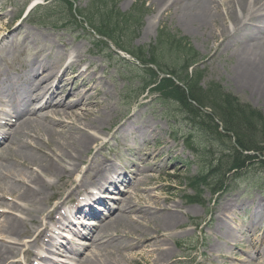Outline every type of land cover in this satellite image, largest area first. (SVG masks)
Wrapping results in <instances>:
<instances>
[{"label":"rangeland","instance_id":"1","mask_svg":"<svg viewBox=\"0 0 264 264\" xmlns=\"http://www.w3.org/2000/svg\"><path fill=\"white\" fill-rule=\"evenodd\" d=\"M35 1L44 3L45 0H0V13H3V17L0 18V33H3L2 37H9L10 34H14L9 42L0 49V71L19 76L26 69L27 62L33 60L47 62L54 58V52L62 51L63 55L59 57V63H62L68 56H77V60H80V67L86 68V72H92L97 76L100 85L91 95V99L95 101V105L90 107L92 108L91 115L96 119L98 112H102L108 117V120L103 123L102 130L94 132L98 137V146L101 149L92 148L85 156L88 160L90 159L88 162L95 161V164L105 161L106 158L124 169L136 168V171H151L144 172L152 174L145 176L146 182L144 184L149 189L144 190L139 185L135 186V191L129 200H134L136 205H142L151 195L157 193L159 197L167 199L163 203L164 205L175 206L173 208L181 219L180 225L173 230L172 236L166 241L165 246H162V248L170 249L172 254L160 264H258L256 256L253 255V250L260 246L264 238V216L255 217L253 208L260 205V215L264 214V194L261 195L258 192L259 189L252 188L250 182L255 183L256 177L259 176L261 178L259 182L264 184L263 164H251L256 162L257 159L254 158L252 160L250 158L251 161H245L244 166L248 168L242 176L248 183L232 188L234 185V182L231 181L232 174H228L226 167L231 156L224 153L225 149L222 146L217 147L208 153L207 157L209 159L211 155V160L207 173L202 180L205 182L214 175L223 173V181L217 182L214 187L204 186L203 183L198 186V182L190 184L189 178L199 173V167L194 163L187 165V162H194L196 159L185 149L180 140L172 139L169 136L173 130L182 129L183 131V128L179 126L183 125L180 122V115L174 117L177 111L176 104L164 106L153 99L150 94L138 96L137 93L140 88L137 79L133 80L124 71L122 65L106 59L103 51L105 43L92 37L91 34L93 33L88 28L73 24L74 26L63 29L59 27L62 24L54 26L53 21L51 22L49 19L46 24L33 23L32 17L25 15V11ZM141 1L145 2L148 12L144 16L139 32L135 35L133 45L147 47L154 41L157 28L161 25L165 26L169 31L184 37L198 52L200 57L198 66L204 72V78L199 83L201 88L205 89L214 83L221 84L226 93H232L240 101L248 104V107L264 115V99H259L250 90L237 84V79L231 72L235 62L234 57H230L227 51L213 53L214 49L210 48L213 42L212 37L191 31L175 17L167 16L166 12L162 13L157 6L152 4L151 0H119L117 6L121 11H127ZM97 2L98 0H74V5L81 11L88 4V11L84 9V12L96 19L99 10ZM155 20H157V25L153 27ZM16 32L17 35H15ZM108 45L110 44L108 43ZM76 69V65L68 69L66 76L70 77V72H75ZM132 117L134 119L129 124L130 133H115L121 125L128 124ZM173 119L178 121L177 125L172 126ZM200 120L203 122L202 126L206 133L219 137L224 146H228L230 142L233 143L231 138L233 135L221 132L217 122L207 124L204 119ZM184 128L191 130L192 126L185 124ZM184 132L186 136H193L196 144L201 145L199 147L198 144H195L196 150L207 152L204 148L205 142L207 143L206 139L205 142L201 141L195 131L192 133L188 130ZM138 133H142L144 136L141 138ZM216 142L217 145H221L218 141ZM42 147L47 152L46 144H42ZM19 151L18 145L14 143L11 153L15 156ZM157 154L159 156L154 161V156ZM93 155H95V159H91ZM148 155L151 156L148 157ZM133 163H136L134 168ZM250 166H262L263 170L257 167L250 168ZM28 167L30 168L27 170L36 173V171L34 172L36 167L31 164ZM168 170L171 172L166 173ZM40 174L46 182L54 183L52 190H55L56 186L54 185L58 183L57 179ZM77 174L80 177L86 174L84 180L89 179V174L85 172ZM212 181L214 180L212 179ZM248 189L250 194L246 192ZM67 194L66 191L63 192L61 198L54 194V197L45 203V209L51 210L53 205H58V208L62 207L60 210L62 213L63 208L69 206L71 200L79 198L81 193H75L71 197ZM229 200L232 203L226 210L228 212L226 213V220L219 227L217 217L221 215ZM8 201L11 200L8 199ZM3 203H6L7 206L2 208L8 211L9 204L5 198ZM43 214L42 217L45 218L46 212ZM50 214V217L55 216L56 219L60 216L55 211H50ZM129 214V217L135 215V208L134 212ZM49 216L44 219L48 222L45 225L47 228L51 221ZM34 217V220H39L37 215ZM237 228L238 233L236 232ZM228 231H231L232 235H229ZM251 231H254L252 237L250 236ZM50 233L52 234L49 228L44 229L36 244L29 243V249L31 248L33 252L27 263H24L21 253L10 260H20L19 264H39L42 262L39 255H48L49 252L41 250L39 245L45 241L44 237ZM137 239L138 237H133L132 242H128V245L119 246L122 254L132 256L130 260L120 261V263L154 264L155 254L147 250L150 248L145 247L146 244L142 240L138 239L137 241ZM28 240L31 241L32 238L22 236L18 244L13 245L21 247L22 242H28ZM42 240L43 242H41ZM212 244H215L216 247L211 250L210 245ZM99 251L98 245V254ZM29 253L31 252L29 251ZM55 258L62 257L56 255ZM116 260L119 262L117 258Z\"/></svg>","mask_w":264,"mask_h":264},{"label":"bare ground","instance_id":"2","mask_svg":"<svg viewBox=\"0 0 264 264\" xmlns=\"http://www.w3.org/2000/svg\"><path fill=\"white\" fill-rule=\"evenodd\" d=\"M151 2L162 13L166 12L167 16L175 17L191 31L212 37L210 48L214 49L213 53L227 51L230 57H234L231 72L237 79V84L250 90L259 99H264V0H151ZM1 17L3 13H0ZM156 25L157 20L154 21L153 27ZM2 34L0 33V49L14 36L10 34L9 37H2ZM61 55L63 52L57 51L50 61L27 62L26 69L19 76L0 71V129L14 126L16 121V118H13L14 121L11 119L13 114L11 106L5 103L6 98L10 102L18 99L20 106L21 103L45 98V103L49 106L40 109L41 114L36 113L35 116V113L27 114L19 118L11 141L20 149L15 156L7 148L11 142L4 146L6 148L4 162L7 159V163H0L2 200L0 264H19L20 260L10 259L20 253L24 263H27L33 252L31 248L29 249L30 244H36L42 230L48 228L52 234L44 237L45 241L42 240L43 243L39 247L41 250H47L49 254L39 255L42 259L39 264L48 262L54 264L55 257L52 254L73 258L69 254H63L61 248L63 242L66 244L67 241L66 237L65 241L61 237V231L69 230L67 238H73L71 232H79L81 228L78 216L85 213L91 204L96 202L102 204L108 198L106 195L109 194L106 193L113 190L116 192L124 190V194H119L124 196L120 198V212L113 211L109 217L101 221V224L96 225L95 241L99 245L100 253L97 252L98 246L93 244L89 245V251L86 250L74 258H83L81 264H121L120 261L126 262L132 256L122 254L119 246L128 245L133 237H138L146 244L145 247L150 248L147 250L155 254L154 264H160L172 254L170 249L162 246H165L173 230L181 223L178 213L173 208L175 206L164 205L167 199L159 197L157 193L151 195L142 205H136L134 200H129L135 186L139 185L144 190L149 189L144 184L145 176L152 174L144 172L151 171L124 169L106 158L99 164H95V161L88 162L90 159L88 160L85 154L92 148L101 149L94 132L102 130L103 123L108 120L102 112H98L96 119L91 115L90 107L95 105L91 95L95 93L100 81L95 74L88 73L86 68L80 67L77 56H68L59 63ZM75 65L76 73L72 72L73 76L67 77L66 71ZM133 119L134 117L128 124L121 125L115 133H130L129 124ZM138 136L142 138L144 134L138 133ZM0 137L2 138L1 134ZM42 144L48 147L47 152L43 150ZM158 156L159 154L154 156V161ZM91 159H95V155ZM29 164L36 167L34 172L38 174L27 170L30 168ZM132 166L134 168L136 163ZM79 172L89 174V179L84 180L86 174L80 177L77 174ZM166 172L170 173L171 170ZM40 173L57 179L58 183L54 185L57 190L55 193H53L55 190H52L54 183L46 182ZM134 177H137L136 181L132 180ZM121 185L125 189L123 187L120 189ZM50 189L52 191L48 192ZM65 191L69 197L75 193L81 194L76 200H71L69 206L63 208L62 213H60L62 207L58 208V205H53L51 210L45 209V203L53 198L54 194L61 198ZM126 191L130 193L129 196H126ZM126 197L128 198L125 201ZM4 198L9 204L8 211L2 208L7 206L3 203ZM231 203L229 200L221 215L217 217L219 227L224 224L228 213L226 210ZM130 206L128 210L135 208L136 212L131 217L124 212V208ZM260 208V205L253 208L255 217L264 216L260 215ZM50 211H55L60 216L57 219L55 216L52 218L49 216ZM45 212L46 217L51 218L48 228L45 226L48 223L44 220L46 217H42ZM88 212L90 213L89 209L86 213ZM34 215L38 216V221L34 220ZM236 230L238 233V228ZM228 232L232 235L231 231ZM253 232L251 231V237ZM22 236L31 237L32 240L22 242L21 247H15L13 244H18ZM214 247L215 244L210 245L211 250ZM59 251L62 252L60 255ZM253 255L256 256L258 264H264V238L260 246L254 248Z\"/></svg>","mask_w":264,"mask_h":264},{"label":"trees","instance_id":"3","mask_svg":"<svg viewBox=\"0 0 264 264\" xmlns=\"http://www.w3.org/2000/svg\"><path fill=\"white\" fill-rule=\"evenodd\" d=\"M102 1L96 19L84 17L88 25H91L99 34L107 37L116 47L130 53L141 64L146 65L148 62L155 65L161 73L169 75V77H160L153 68L140 67L119 57L116 53L110 52V57L114 61L129 66L128 75L133 80H138L141 92L148 89L159 96L158 100L162 104L165 105L168 102L176 104V115L181 116V121L183 119L184 123L191 124V129L196 131L201 139L207 140L204 147L207 150L206 153H210L211 149L221 146L229 153L231 160L227 170L240 168L250 158L251 160L257 158L255 155L248 156L243 151H253L264 156V115L248 107V104L240 101L232 93H226V90L219 84L214 83L205 89L201 88L199 83L204 76L203 70L199 67H193L189 70L198 61L199 54L185 38L161 27L157 30L156 39L148 48H134L131 41L141 26L145 13L144 4L134 6L128 12H121L116 8L115 0ZM57 7L61 8L60 14L53 16L55 11H58ZM62 12L65 13V16H62ZM33 14L38 23H42L50 16L56 24L61 22L66 24L68 20L76 21L68 0H57L55 4L48 3L38 6ZM145 55L149 57L148 60L144 59ZM173 78L181 85H178ZM189 99L198 106L193 105ZM201 108L209 109L210 114L203 112ZM214 117L221 123L225 133L234 136V143L230 142L228 146H224L219 137L206 133L200 119H204L207 124H215ZM185 141L189 147L194 142L191 137ZM216 141L221 145H217ZM201 153V151H196L195 154L204 161L203 155L207 154ZM254 163H260L264 166V159H257L251 164ZM262 166L258 167L263 169ZM238 174L234 175L235 179ZM222 175L223 173H220V176L215 175L216 180L214 182L205 184L214 187L217 182L223 181ZM201 178L204 179V175H197L192 182L195 184L198 182L197 185H200L199 179Z\"/></svg>","mask_w":264,"mask_h":264}]
</instances>
